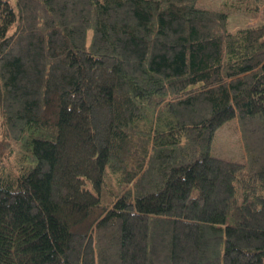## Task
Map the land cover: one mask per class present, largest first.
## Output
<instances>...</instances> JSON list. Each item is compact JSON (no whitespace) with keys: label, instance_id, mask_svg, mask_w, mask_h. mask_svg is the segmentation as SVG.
<instances>
[{"label":"trees","instance_id":"obj_1","mask_svg":"<svg viewBox=\"0 0 264 264\" xmlns=\"http://www.w3.org/2000/svg\"><path fill=\"white\" fill-rule=\"evenodd\" d=\"M0 264H264V21L0 0Z\"/></svg>","mask_w":264,"mask_h":264},{"label":"rangeland","instance_id":"obj_2","mask_svg":"<svg viewBox=\"0 0 264 264\" xmlns=\"http://www.w3.org/2000/svg\"><path fill=\"white\" fill-rule=\"evenodd\" d=\"M237 0H197L198 6L211 10L222 11L230 16V28L237 29L264 21V3L248 0L257 5L255 10L248 11L241 7H232ZM244 1V0H243ZM231 2V5L229 3ZM236 118L227 121L215 132L212 141V152L226 159L240 161L243 159V147L240 139ZM13 145V142H12ZM7 164V162H6Z\"/></svg>","mask_w":264,"mask_h":264}]
</instances>
